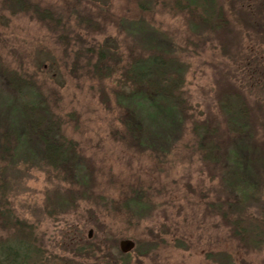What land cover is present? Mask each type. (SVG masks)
Wrapping results in <instances>:
<instances>
[{"label": "rangeland", "instance_id": "374dc122", "mask_svg": "<svg viewBox=\"0 0 264 264\" xmlns=\"http://www.w3.org/2000/svg\"><path fill=\"white\" fill-rule=\"evenodd\" d=\"M34 1L57 9L58 31L70 37L67 53L66 43L56 42L60 32L0 4V73L14 70L35 81L44 105L61 118L63 137L84 157L81 169L92 173L96 196L87 198L81 181L60 180L38 157L35 163L10 159L11 137L10 151L0 150V264L112 263L121 259L125 238L149 248L144 255L126 253L125 264H222L216 253L228 264H264V0H212L206 11L200 3L192 13L178 0ZM85 6L105 17L95 38L109 50H123L130 20L143 18L166 36L167 55L184 68L190 116L171 148L145 150L115 138V79L89 82L82 69H72L80 44L74 33L90 38L75 24ZM103 84L107 103L98 98ZM6 90L0 79V93ZM0 115L1 132L9 122L1 101ZM195 125L215 130L219 152L241 142L236 145L250 158V167L237 163L250 185L242 186L248 201L226 184L224 162L200 161ZM1 143L0 134V149ZM63 195L70 200L61 204ZM128 199L134 201L129 208ZM227 208L230 221L242 220L248 242L222 222Z\"/></svg>", "mask_w": 264, "mask_h": 264}, {"label": "trees", "instance_id": "16d2710c", "mask_svg": "<svg viewBox=\"0 0 264 264\" xmlns=\"http://www.w3.org/2000/svg\"><path fill=\"white\" fill-rule=\"evenodd\" d=\"M182 1L185 0H178L177 6L186 8L190 13L200 3L205 11L206 7L212 5V0H203V2L186 0L187 3ZM0 4L1 8L9 11L10 14L27 13L31 18L46 23L49 31L60 32L56 42H65L67 45L65 53H67L70 37L61 30L58 31L57 27L61 18L58 16L56 8L37 1L33 2V0H1ZM148 8L146 4L144 10ZM95 15L86 6L83 13L77 14L78 18L75 23L77 28L90 34V38L87 41L77 32L74 33V39H80V44L74 51V61L70 62L72 69H82V75L89 82L103 83L106 80L115 79L116 86L111 91L115 106L118 108V112H116L118 126L112 132L115 138L135 144L138 148L145 150L156 151L171 148L170 143L176 140L174 138L179 134L185 118H190L185 112L189 107L186 106L185 91L182 88L184 82L182 64L176 58L167 55L166 36L149 26L143 18L136 19L138 20L136 22L130 20L126 25L127 32L123 50L118 52L109 50L95 38L106 19L100 17V14L96 15L98 18ZM135 40L136 44L133 43ZM80 61L82 62L80 63ZM71 74L78 76L77 73ZM0 79L7 87L5 93L8 92V94L0 93V101L6 109L4 118H8L9 121L8 128L0 132L2 138L0 150L10 151L8 144L10 141L13 142L10 138L14 137L15 143L11 144L14 155L12 154L10 159L15 161L17 158L15 156L19 155L18 157L24 162L35 163V158L38 157L46 166L56 172V176H59L60 180L76 181L77 183L81 181L87 198L96 196L92 191L94 185L92 173L90 174L87 169L84 171L81 169L84 157L73 139L63 137L60 126L61 118L55 116L44 105V97L35 87V81L28 75L22 76L16 71L8 69L1 71ZM7 95L8 97H6ZM98 98L103 103H107L109 100L104 84L99 88ZM243 112L244 110L241 108L235 109V117L241 118ZM199 126H193V130L198 136L200 161L209 164L215 163L217 160L224 162L222 168L228 167L229 171L227 172L230 175L226 184L230 190L234 189L233 191H235L237 188L241 191L239 197L248 201L249 191L243 190L242 186L249 185V183L242 178L244 170L241 171L237 163L245 168L250 167V158L242 154L243 149L236 145L241 142L236 141L233 148L231 147L232 149L229 148L228 151L226 149L223 153L219 152L220 141L214 140V137L212 140L215 130L203 125ZM235 145L237 149H234ZM233 172L237 175L232 178L231 173ZM58 200L64 204L70 200V196H59ZM133 202V199H128L123 205L129 208ZM223 203L228 205L226 201ZM221 210L223 209L221 208ZM227 210L228 208L220 213L223 216L222 222L226 225L231 224V235L239 242H248L245 237L247 230L241 226L242 220L236 218L230 221L227 217ZM8 217L5 222H10ZM146 249L137 245L135 247L137 255L146 254L149 248ZM216 258L222 264L229 263V261L226 263L227 259L224 253H216ZM113 263L125 264L127 261L121 255V259L115 260Z\"/></svg>", "mask_w": 264, "mask_h": 264}, {"label": "water", "instance_id": "95a60500", "mask_svg": "<svg viewBox=\"0 0 264 264\" xmlns=\"http://www.w3.org/2000/svg\"><path fill=\"white\" fill-rule=\"evenodd\" d=\"M91 232L89 231L88 236H90ZM134 246V242L130 239H121L119 241V248L122 252H128L129 249H132Z\"/></svg>", "mask_w": 264, "mask_h": 264}]
</instances>
